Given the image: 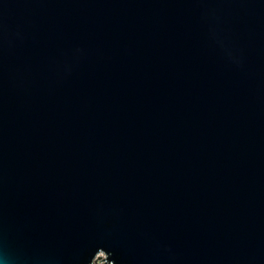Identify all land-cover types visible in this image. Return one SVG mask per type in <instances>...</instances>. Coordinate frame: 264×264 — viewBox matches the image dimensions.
Here are the masks:
<instances>
[{"label":"water","instance_id":"1","mask_svg":"<svg viewBox=\"0 0 264 264\" xmlns=\"http://www.w3.org/2000/svg\"><path fill=\"white\" fill-rule=\"evenodd\" d=\"M264 264V0H0V264Z\"/></svg>","mask_w":264,"mask_h":264},{"label":"built area","instance_id":"2","mask_svg":"<svg viewBox=\"0 0 264 264\" xmlns=\"http://www.w3.org/2000/svg\"><path fill=\"white\" fill-rule=\"evenodd\" d=\"M108 255L104 251H100L95 258L93 259L91 264H105L107 260L102 261L103 259H106Z\"/></svg>","mask_w":264,"mask_h":264}]
</instances>
